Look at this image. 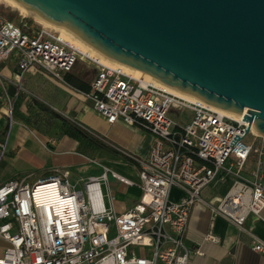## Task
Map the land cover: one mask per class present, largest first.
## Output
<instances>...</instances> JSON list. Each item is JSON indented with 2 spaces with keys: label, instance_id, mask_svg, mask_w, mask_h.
Here are the masks:
<instances>
[{
  "label": "built area",
  "instance_id": "built-area-1",
  "mask_svg": "<svg viewBox=\"0 0 264 264\" xmlns=\"http://www.w3.org/2000/svg\"><path fill=\"white\" fill-rule=\"evenodd\" d=\"M12 52L19 56V81L35 67L67 84L64 77L77 61L94 67L96 76L83 93L93 110L108 124L141 126L155 142L144 159L118 150L136 167L138 184L107 167L79 186L68 181L67 173L31 184H3L0 238L8 245L0 264H188L193 255L201 254L184 244L193 206H206L213 218H223L243 232L249 216H261L264 145L243 142L248 133L260 138L251 127L245 133L246 109L234 120L200 100L184 99L103 65L55 30L40 26L25 33L0 14V63ZM0 86L5 87L1 72ZM17 93L7 96L9 116ZM169 112H187L191 120L182 126L168 117ZM226 177L233 180L227 193L217 204L206 201L203 189ZM109 179L140 190L136 203L122 213L112 206ZM205 239L218 242L214 233ZM253 251L264 253V242L256 239Z\"/></svg>",
  "mask_w": 264,
  "mask_h": 264
},
{
  "label": "water",
  "instance_id": "water-1",
  "mask_svg": "<svg viewBox=\"0 0 264 264\" xmlns=\"http://www.w3.org/2000/svg\"><path fill=\"white\" fill-rule=\"evenodd\" d=\"M264 139V0H14Z\"/></svg>",
  "mask_w": 264,
  "mask_h": 264
},
{
  "label": "crops",
  "instance_id": "crops-1",
  "mask_svg": "<svg viewBox=\"0 0 264 264\" xmlns=\"http://www.w3.org/2000/svg\"><path fill=\"white\" fill-rule=\"evenodd\" d=\"M18 59L12 52L0 63L5 86H0V187L12 180L31 184L64 173L71 184L79 186L84 179L101 175L102 167L115 164L129 170L133 165L136 173L123 177L138 184L136 167L118 150L144 159L155 138L139 125L108 124L93 110L83 93L89 91L96 69L77 61L64 84L31 67L19 81ZM16 92L9 116L6 99ZM232 182L231 177L215 180L203 189L202 197L217 204ZM109 184L116 213L126 211L139 198L136 186L127 187L113 179ZM122 201L128 206L116 207ZM244 227L247 232L223 218H213L204 205L193 206L184 244L201 254L193 255L188 264H264V253L253 251L256 239L264 242V210L260 217L249 216ZM208 233H214L218 242L206 240ZM7 245L0 238V258Z\"/></svg>",
  "mask_w": 264,
  "mask_h": 264
},
{
  "label": "bare ground",
  "instance_id": "bare-ground-1",
  "mask_svg": "<svg viewBox=\"0 0 264 264\" xmlns=\"http://www.w3.org/2000/svg\"><path fill=\"white\" fill-rule=\"evenodd\" d=\"M0 3L5 4V5L13 8L23 17H29L31 15L29 13V11H27L25 8H23L21 5H19L14 0H0ZM34 20L37 23H39L41 26L50 28V29L55 30V31H59L61 33L63 39H65L66 41L71 43L73 46H75L79 50H81L85 53H88V55L90 57L98 59L100 61V63H102L103 65L115 67V68H120L124 73H126L127 75H131L132 77H134L136 79L143 78L145 81L151 82L156 86L163 87L166 90H168L169 92H171L177 96H180V97L187 99V100L196 101V99L189 97V96H186V95H183L181 93H178V92L168 88L167 86L157 82L156 80L142 74L141 72H139L133 68L127 67V66L122 65V64H120V63H118L112 59L105 57L104 55H102L101 53H99L98 51L93 49L91 46H89L87 43L83 42L81 39H79L77 36H75L69 30L62 28V27L55 26V25H51L39 17H34ZM216 110H218L219 112H221L225 116L232 118L234 120L240 119V116L238 114L230 113V112L218 109V108H216ZM252 133L255 134L257 137H259V135L257 134V132L255 130H253Z\"/></svg>",
  "mask_w": 264,
  "mask_h": 264
},
{
  "label": "rangeland",
  "instance_id": "rangeland-1",
  "mask_svg": "<svg viewBox=\"0 0 264 264\" xmlns=\"http://www.w3.org/2000/svg\"><path fill=\"white\" fill-rule=\"evenodd\" d=\"M4 12V13H13L16 15L15 19L13 20V22L15 24H19L20 21L26 17H23L22 15H20L16 10H14L13 8L5 5V4H2L0 3V12ZM4 17V16H3ZM5 18V17H4ZM31 18V17H30ZM33 20L32 24H31V27L34 29V28H37V27H40L41 25L39 23H37L33 18H31ZM57 33H60L59 31H56ZM61 34V33H60ZM62 36V35H61ZM168 117L173 120L174 122L184 126L186 123H189L190 120H191V117L189 115V113L187 112H180V113H177V112H169L168 113ZM243 142L246 143L247 145H251V146H254V147H258L261 145H264V139L263 138H254L252 136L251 133H248L244 139H243ZM253 160H254V156L250 159V162L248 163V166H247V169H251L252 168V164H253ZM122 167H125V168H122ZM130 170L124 166L123 164H115V165H111V166H108L107 168H109L110 170L112 171H115L116 173L124 176V175H133V172H135V170L133 169V165L130 166ZM136 173V172H135ZM104 192L106 193V190H104ZM111 193L114 194V191H112ZM112 194V195H113ZM109 200V196H107L106 198V202H108ZM123 204H118L116 205V207H122V206H128L127 204V201H122Z\"/></svg>",
  "mask_w": 264,
  "mask_h": 264
},
{
  "label": "trees",
  "instance_id": "trees-1",
  "mask_svg": "<svg viewBox=\"0 0 264 264\" xmlns=\"http://www.w3.org/2000/svg\"><path fill=\"white\" fill-rule=\"evenodd\" d=\"M0 14L2 16H4L7 20L12 21L15 19L16 15L13 13H4V12H0ZM33 20L31 18H24L20 21V23L18 24V26L21 28V30L25 33H30L32 31V24ZM68 74V73H67ZM66 74V75H67ZM66 75H65V81H66ZM70 84V83H69ZM88 92V91H87Z\"/></svg>",
  "mask_w": 264,
  "mask_h": 264
}]
</instances>
